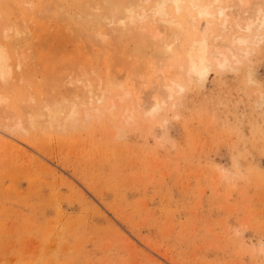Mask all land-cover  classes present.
Masks as SVG:
<instances>
[{"label":"rangeland","instance_id":"rangeland-1","mask_svg":"<svg viewBox=\"0 0 264 264\" xmlns=\"http://www.w3.org/2000/svg\"><path fill=\"white\" fill-rule=\"evenodd\" d=\"M45 1L51 7V0ZM200 1L210 3L215 14L218 7L225 10L223 4L229 0ZM231 1L229 10H237L232 8L235 5L242 10L235 11L234 17L233 10L231 15L227 9L230 4H224L230 33H234L229 18L241 22L249 0H242L243 4L234 0L238 5ZM40 2L5 0L2 9L9 5L3 16L18 28L24 24L31 27V33L28 27L29 32L18 38L17 45L19 52L27 49L24 54L28 59L24 55L23 59L28 62L18 59L22 52L17 48L16 56L20 55L22 76L26 72L28 79L34 74L37 86L46 83L44 89L32 88V80H26L33 90L29 94L43 97L49 85L54 86L56 76L62 75L61 80H55L61 85L76 63L81 66L83 61L82 66L87 67L93 59L95 64L92 61L90 66L99 63L103 71L111 62L113 75H121L123 88L127 85L139 95L138 103L150 101L146 95L156 88L161 76L155 77L156 65L149 61L148 50L141 56L143 62L131 44L108 37L103 43L112 48L106 50L101 44L102 53L97 38L94 45L95 41L85 38L87 33L79 34L72 25L77 13L72 0H60L64 6H58L60 10L52 3L54 15L48 14L44 1ZM40 8L49 18L41 15L44 11ZM35 10L43 19L38 15L34 19ZM60 14L59 22L56 17ZM212 24L209 40L215 35L221 39L217 24ZM158 26L154 24L152 29ZM160 30L164 33V28ZM254 30L258 37L251 38L255 45L249 46L251 54L241 58V64H232L230 70L211 71L204 84L184 82L183 77L174 71L169 74L167 66L163 67L164 75H173L170 78L183 84L184 90L179 94L174 91L152 118L135 109L133 122H126L122 106H117L113 97L98 105L109 109L115 104L111 114L107 110L99 117L91 114L90 119L81 120L74 128L66 126L62 132L44 126L27 133L0 129V264H264V254L259 251L264 245V28ZM25 36L29 37L27 48L26 43L22 45ZM96 49L102 51L101 58ZM48 72L55 76H47ZM46 76H52L51 80ZM16 78L1 91L9 101L5 110L11 108L23 117L28 89L17 84ZM94 78L96 83V75ZM37 89H43L39 93L43 95L39 96ZM157 137L172 139L161 149ZM220 166L231 173L230 182L223 178Z\"/></svg>","mask_w":264,"mask_h":264},{"label":"bare ground","instance_id":"bare-ground-1","mask_svg":"<svg viewBox=\"0 0 264 264\" xmlns=\"http://www.w3.org/2000/svg\"><path fill=\"white\" fill-rule=\"evenodd\" d=\"M43 1L47 4L45 0H42V3L41 2L40 3L44 4ZM56 1L57 0H51V2L53 3V6H54V3H57V4L59 3V5L57 4L55 5V7L58 8V10H60L59 9L60 7L61 8L64 7V6L62 7V5L60 6L61 4L60 0L59 2H56ZM229 1L228 3L226 2L225 3L230 4ZM249 1L247 3L249 5L248 6L249 8L244 7L243 13H245L247 10L246 14H244L243 16L242 15L243 13H240L242 15V17L240 16L241 22L238 21L239 22L238 23L235 21L236 23H234L235 11H238V8L240 6L239 7H237L236 5L232 6V8L235 7L237 10H234V9L229 10L232 4H230V6H227L225 3L224 4L229 8H227L224 4L223 6L225 7V10L217 6L219 11L214 14L209 9L210 3L205 2V1L202 2L200 0H72L71 3H73V5L75 6H74V9L73 8H70V9L77 10V13L74 14L75 24H72V21H69V23H71L73 26L76 25L75 29L79 34L81 32L87 33L85 34L87 35L85 36V38H87L88 41L89 39H91L90 41H92V43L95 41L94 45L97 44L96 43V38H97L99 42L98 43L99 47H97L98 45H96V47L99 48V50L103 51V52L102 51L99 52L96 49L99 53L101 52L104 53L102 45L106 47L105 44L103 43L104 40L106 42L105 38L115 37L118 43L124 42L126 44L127 43L131 44L133 47V50L135 51L133 52L139 55L141 60L143 58L141 56L145 55V53L147 54L148 52L151 54V57L149 56V61L153 60L154 65L157 66V67L154 66L155 71L158 74V75L156 74L155 77L158 78L159 76H161L159 77L161 79L160 81L158 80L159 78L157 79L156 86L154 85L155 83H153L152 86H155L156 88H154L153 90L150 89L148 91V94L146 96H147V100L149 99L150 101L148 102L142 101L143 103H138L137 101L140 98L139 95L137 96L135 91L131 90V88L129 89L127 85L124 86L126 88H123V86L119 83L122 79L121 75H116V73H114L113 75L114 68H112L113 65L110 66L112 63L110 62L111 63L110 64L107 62V64L105 65L106 70L103 71L102 70L103 68L100 65H98L99 60H97L98 59L97 55H96L97 56L96 62L98 61L97 62L98 64L97 63L96 64L99 67L97 65H94L95 60L93 59H91V62H90L92 63V61H94L93 67L92 65L90 66V63L89 64L87 63V65H89L87 67L84 65L82 66L83 61L80 62L81 66L77 64L76 62H73L74 64L76 63L75 67L73 68L74 65L72 66L73 69L71 73L69 72V75L67 73H65L67 74V76L63 74L64 75L63 77L66 76V78L63 79L60 83L61 85H63L62 87H64L65 90L62 89L61 85H57L59 84V81L62 78V75L59 74V77L56 76V79H55V80H57V78L60 79L59 81H57L58 83L57 82L55 83V80H52L54 81V86H53V83L52 85L50 84L51 86L49 85L48 89H46V92H45L46 94L44 93L43 97L40 96L43 94H39V93L43 92L41 90L44 89L43 85L46 83L45 80H44L45 83L43 82L44 84L41 82L43 85H39V86H42L43 89L41 90L37 89L40 91V92L38 91V95L40 97L39 98L33 97V94L35 92H33V94L32 93L29 94V93L33 91V90L31 91V89L34 87L35 83L38 81L36 82L35 80L33 81V79H35L34 74L32 78H30L29 76L28 79L26 78L28 74L25 75L26 72H24V75L22 76L23 65L21 63L22 61L24 62L25 60L23 59L24 57L28 59L25 55L26 53L24 54V52H26L27 50L26 49L27 41L25 40L29 39V37H27L29 33H27L28 35L25 36L26 39H24L23 44L22 42H20V44L22 45L26 43L24 45L26 47L25 48L26 50L24 51L23 48L21 49H23L24 52L20 50L22 52V55H21L22 57H18L20 55L16 56V52H15L16 48L18 50L17 52H19V49H20L19 47H17V45H19L18 38L22 39V37L25 35V34L23 35V33L29 32V30L31 33V27L28 26L30 28L29 30H28V27L27 28L24 27L26 26L24 24L26 22H24L23 20L24 25H22V29L26 28L27 30V31H23L22 29L18 28V26L16 25L17 23L16 24H14L15 22L13 23V20L11 21L5 18L4 16L5 14H7L6 12L9 9V5H7L4 10H2L5 7V4L7 3H5V0H0V16L2 15V17H0V129H4L6 131H9L10 133H16V132L27 133L28 131H30V129L31 130L42 129V127L44 126V127L49 128L50 131L58 132L60 130L59 132H62L61 129L65 128L66 126L67 127L70 126L74 128L78 125V123L81 120L90 119L89 117L91 116V114H93V116L96 114V116L99 117V116H102L103 111H106V110L108 114H111L112 109L116 108L115 107L116 105L122 106L123 108L122 113L123 115H126V118H125L126 122L127 121L133 122V120L135 119V113H134L135 109L141 110L140 112L142 113V115H147L152 118V116H154L155 113L157 114V112L161 110L163 105L171 98V95L174 91L177 90V92H175L174 94L176 93L179 94L181 93V91L184 90L183 84H180L179 82H177L178 80L175 81L170 78L173 75L172 76L164 75L163 67L167 66L165 68L170 70L169 74L172 71H174L176 75L183 77L184 82L190 83L192 81H195V82L197 81L200 84H204V82L209 77L211 71H223L226 68L230 70L232 69L231 67L232 64H239V63L241 64L242 60L240 59L241 58L245 59L247 56L251 54L249 51L250 49L249 46L250 44H252L251 38L255 40L256 37H258L257 35L253 34L252 30L255 29L254 31H258L264 28V0H252L251 2ZM231 2L233 4L236 2L238 4H241L242 0H236V2L233 0ZM52 3H51V7H52ZM249 3H251V5ZM32 6H28V9L29 7H32ZM45 6H47L44 8L48 9V11L46 10L48 14H50V12L52 13L53 8H51L50 5L48 6V4ZM48 7H50L51 10ZM41 8L44 9L43 7ZM41 8L39 9V11L41 13L44 11V13H42L41 15L44 16L45 18L47 16V12H45V10H42ZM226 8L229 10L231 15L234 12L233 13L234 17L232 16L233 18H229V19H230V23L233 21V25L231 23V26L233 27V29H235V31L233 30L234 33L241 32L238 35H235L234 33H230L231 27L229 26V23H228V10ZM242 8L243 7L241 6V9ZM31 10L32 9L30 8L29 11ZM58 10L56 9V11ZM61 11L63 12V10ZM239 11L241 12L242 10H239ZM34 12H36V14H33V17L35 19L37 18L36 15H38L37 13L38 10H35L32 13ZM59 12L60 11H58V14ZM62 12L60 13L64 15V13ZM28 13L30 14L31 12H28ZM32 13L29 16H31ZM61 14L56 17L57 20H59V22H60V18H62L60 17ZM38 16L40 19L41 18L43 19V17H41L40 15ZM29 18L27 20H30ZM47 18L49 17L47 16ZM66 18L67 16L65 17V20H67ZM231 19H234V20H231ZM15 21H16V18H15ZM66 22L68 23V21H65L64 23ZM212 23L217 24L218 29H219L218 34H221L223 36V37L221 36V39H220V35H217L218 37H216L215 35V36H212V40L211 39L209 40L210 38L209 36L211 34V26H213ZM21 24L19 25L20 27H21ZM154 24L156 26L159 25L158 28L159 27L161 29L164 28V33H161L160 28L152 29V26ZM27 25L29 24L27 23ZM217 26L215 27L216 29H217ZM34 27L35 26L33 25V28ZM39 30L40 29H38V31ZM229 33L231 34L230 37L228 36ZM216 34H217V30H216ZM248 34H253V35L249 36ZM81 38L83 39L84 36H81ZM215 38H218L220 41H217L218 39L216 40ZM77 39L80 42L84 40V39L83 40L81 39L82 40L81 41L79 40V38ZM87 39L84 40L86 41V44H87ZM110 39L111 38H109L108 41H110ZM213 39L215 40L213 41ZM30 44L31 43L29 42L28 45ZM109 48H112V47L108 45V47H106V50H108ZM29 49L27 53L30 51ZM129 51H130V48H129ZM102 53L101 55L98 54L100 56L99 58H101ZM125 53L126 52H124V54ZM127 54L128 53H126V55ZM116 55L118 54L116 53L115 56ZM14 56H16V59L18 57V59L22 58L23 60L20 59L21 62H19L18 59L16 60L14 58ZM132 56L130 57L132 58ZM105 57L106 56H104V58ZM111 58L112 57H110V59ZM125 63L127 62L125 61ZM30 64H27V66ZM146 65L144 66L145 68L147 67ZM152 65L153 63L151 64V67H153ZM67 66H68V63H67ZM107 66L110 68L109 70L111 72L110 74L108 72ZM134 66H136V64ZM31 67L30 68L33 69L34 66L31 64ZM144 67L142 68L143 69L142 71H144ZM96 68L98 69L99 72L101 70H102V73L105 72L104 74L105 76L103 75L104 77H102L103 78L102 80H99L100 79L99 76L102 75V73L100 75L99 73L97 74V71L95 70ZM111 68L113 71H111ZM156 68L158 69L156 70ZM166 69L164 70L166 71ZM14 72H16L15 75H14ZM44 72H47V71H44ZM49 74L51 73L50 72L46 73L47 76ZM53 74L54 73H52L51 75ZM60 75H61V78H60ZM95 75H96L97 81L99 80L98 82L96 81V83L93 82L95 81V78H94ZM14 76H16L17 77L16 79H18V82H16L17 80L15 79L14 83L16 82L20 86L23 83L22 86H26V87L31 84V87H32V88L30 87L31 89L27 87V89L28 90L30 89V91L27 93L28 91L27 90L26 91L27 95L24 94L25 98L23 100L24 101L23 104L25 105L24 107L22 106L24 109L23 117H21L22 114L17 113V111L16 113H14L11 108L8 110V112L5 110L8 98L3 96L1 89L3 90L8 89L9 87L7 86L11 85V83L13 82L12 80L14 79ZM47 76H46V80L47 79L51 80L50 78H52V76L49 78H47ZM22 77L23 79L19 81V79ZM24 77H25V80H24ZM37 79L38 78L36 77V80ZM126 79L129 80V76H126ZM26 80L27 81L29 80V82L30 80L32 81L28 85L27 83L29 82H27ZM140 84L143 87L142 81H140ZM19 85H17L18 86L17 88H19ZM36 86L37 84L35 85V87ZM24 89L21 88V90H24ZM141 89L142 88L137 90V94L140 93ZM24 92L25 91H23V93ZM8 94H10V92ZM134 94L137 96V97L135 96L136 100H133ZM113 97H115L116 105L112 104V106H110L109 109L107 108L100 109L98 107L100 103L102 102L105 103L106 102L105 100L107 98H109V100L111 101ZM23 101L20 100L21 103ZM85 105H86V109H81V107H85ZM91 106H93L92 109H90ZM10 110H12L13 113H10ZM64 130L65 129H63V131Z\"/></svg>","mask_w":264,"mask_h":264},{"label":"clouds","instance_id":"clouds-1","mask_svg":"<svg viewBox=\"0 0 264 264\" xmlns=\"http://www.w3.org/2000/svg\"><path fill=\"white\" fill-rule=\"evenodd\" d=\"M175 119H179V116H176ZM171 137H168V140L166 141L163 137H157L156 138V143L158 144V146L163 149L166 144L171 141ZM222 168V166H220ZM237 175L239 176V173H237ZM222 176L225 180H228L229 182L231 181L232 179V176H231V173L227 170V169H223L222 168ZM239 234V233H237ZM259 251L264 254V245H261Z\"/></svg>","mask_w":264,"mask_h":264}]
</instances>
